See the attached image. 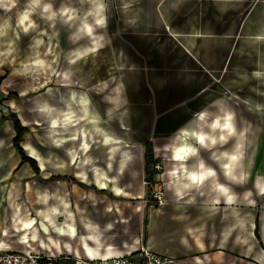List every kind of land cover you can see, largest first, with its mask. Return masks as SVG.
<instances>
[{"label": "crops", "instance_id": "crops-1", "mask_svg": "<svg viewBox=\"0 0 264 264\" xmlns=\"http://www.w3.org/2000/svg\"><path fill=\"white\" fill-rule=\"evenodd\" d=\"M16 6L10 11L0 7V13H11ZM232 7H239L238 14L244 13L247 16L244 24L240 25L241 34L254 14L263 13L264 0H126V6L113 8L114 13L121 9L128 15H138L139 19L132 22V26L128 23L126 39L131 52L125 57L126 68L110 78L114 79L110 89L112 95L107 98L108 110H111L107 114L110 118L109 127L104 126L101 116L88 97L87 88L92 85H85L86 82L82 81L78 84L72 82L69 72L58 73V86H43L42 92L30 100L31 106L27 112L30 121L20 120L13 100L4 102L10 113L18 117L21 125L27 131L30 129V133L39 132L45 127L50 148L60 150L62 155L56 156L52 154L53 151L46 155L39 153L45 166L42 164L39 168L37 165L38 171L35 172L29 163L21 161L20 155L13 148L14 123L0 114V243L7 245L2 248L16 249L9 244L14 233L13 237L19 247L16 250L59 258L64 264H82L103 260V257H121L134 254L140 249H148L175 264H211L208 257L204 259L198 255L201 246L197 235L198 225L203 223L207 226L209 218L206 214L199 215V208L194 204L214 206L220 203L230 206L240 201L232 187L223 180H228L231 185L241 186L249 175L243 151L245 123L240 121V127H243L237 132L236 117L227 107H220L221 124L224 123L223 117L226 114L231 115L230 123L235 129V133L224 142L219 137L226 135V132L209 127L214 120L210 121L208 115L204 121L197 118L193 124L191 120L198 117L199 113L187 103L202 92L204 86L197 87L189 73L200 72L213 80L214 74L220 72L225 63L230 61L231 47L225 50L223 46V50L216 51L211 40L220 34L226 37L225 31L218 33L213 23H200L195 16L225 15L231 13ZM107 9L105 5L103 13ZM171 14L184 18L170 24L164 16ZM150 16L156 23H150ZM158 16L162 17L160 24ZM167 41L172 45L169 50L152 46L154 43L163 45ZM150 47L153 48L149 50ZM44 59L47 60L46 63L50 62V55H45ZM36 61L43 60L40 58ZM118 86H122L119 93L115 91ZM6 87L9 88L5 85ZM21 95H25V91ZM43 108L48 111H41ZM53 121L57 122L56 127L52 126ZM201 130L216 138L217 143L211 145L206 140L205 143L210 146L204 147L195 138L182 135V131ZM118 144L119 146H115ZM145 144L151 145L153 159H162L164 164L167 163L164 177L170 179V199L158 210L148 211L145 219L142 213L139 215L140 206L130 205V213L137 214L133 227L127 217L123 221L119 220V203L110 201L107 197L104 199L103 194L108 192L116 199L127 200V188L119 183L127 175L129 165L134 170L142 167L144 171ZM230 144L232 146L225 149ZM113 146L116 147L115 150ZM181 147L196 148L197 153L189 154L182 161L173 159L175 150ZM124 153L129 158L120 172L119 165ZM223 153L237 155L238 159L230 162L223 158ZM26 155L31 158L27 153ZM55 157L62 158L61 166L54 165ZM110 158L113 160L109 167ZM101 159H104L102 165ZM201 162L205 169L215 171L216 176L183 189L185 195L178 198L175 195L176 187L190 183L185 179L187 173L199 170ZM64 163H69L67 169L63 168ZM228 163H232V175L241 179L225 175L226 170L221 165ZM182 164L184 169L180 167ZM57 168L64 175H69L72 182L49 183L47 189L52 191V198L48 195L41 198L35 196L28 204L21 200L20 205H16L13 220L8 219L5 192L11 185L9 182L20 187L26 184L31 188L33 185L30 181L52 178L57 175L53 174ZM173 171L176 176L169 175ZM22 181L26 183L22 184ZM258 183L264 185V177L256 178L254 188L257 196L263 197L264 194L257 188ZM215 184L227 188L228 195L234 197V202L227 203V197L215 188ZM140 196L139 194L135 198ZM28 206L30 215L22 211L23 207ZM12 222L14 225H11ZM29 223L31 227H25ZM33 235L37 237L35 240L32 239ZM202 244L203 251H207V236L203 237ZM206 255L204 252L203 256ZM255 263L258 264L256 261Z\"/></svg>", "mask_w": 264, "mask_h": 264}, {"label": "rangeland", "instance_id": "rangeland-1", "mask_svg": "<svg viewBox=\"0 0 264 264\" xmlns=\"http://www.w3.org/2000/svg\"><path fill=\"white\" fill-rule=\"evenodd\" d=\"M28 3L29 0H17V6L11 13H0V32L4 33V35H0V53H3L0 55V90L2 91L4 87L3 93L7 96L6 100L15 102L20 120L30 121V115L27 113L31 106L30 100L37 93H41L47 85L58 86L59 81L56 78L58 73L69 72L72 82L78 84L82 81V83L86 82L85 85L87 83L92 85L91 88H87L88 97L101 116L104 126L109 127L110 118L107 114L111 110H108L107 98L112 95L110 89L113 87L114 79L110 80V78L116 76L121 69L126 68L125 57L131 52V47L128 46L126 39L128 23L130 22V26H132V22L137 21L139 16L128 15L121 9H118V13L113 12V8L126 6V0H104V5L108 8L106 13L102 14L106 17V27H95L94 18L88 17L87 23L94 27L93 35L89 37L82 34L80 39H76L75 35L82 26L86 13L95 11L94 5L88 0H84L83 3L81 0H42V3H51L52 10L57 13L64 8L74 10L77 19L65 23L57 16L54 21H49L39 14L41 9H37L29 16V20L36 26L25 32L24 27L27 26L28 21H25L24 25H20L19 20L27 10ZM239 10V7H232L231 13L225 15L195 16L200 23L203 21L208 25L213 23L218 33L225 31L226 37H222L223 34H220L211 40L216 51L223 50V46L225 50L231 47V58L220 72L214 74L213 80L200 72L189 73L197 87L203 85L204 90L197 96H193L187 105L190 104L193 109H197L198 113H207L210 121L220 119L221 114L218 109L223 106L227 107L236 117L237 132L243 127H240L242 125L240 121L243 120L245 123L243 151L245 152L246 171H249L244 185L241 186L231 185L228 180L221 179L232 187L240 199V203L237 202L230 206L220 205V203L214 206L194 204L199 208V215L206 214L209 218L207 226L203 223L198 225L199 233L197 235L201 246L198 255L204 259L208 257L207 260L211 264H256L255 261L258 264H264V196H257L254 189L256 178L264 177V11L254 14L240 34V25L244 24V19L247 16L244 13L238 14ZM164 17H167L170 24L184 18V16L175 14ZM149 20L150 23H156L151 16ZM158 20L160 24L162 17L158 16ZM100 36L103 37L99 41L102 47L95 52H88L77 58L79 53L95 47L93 39ZM152 46H161V48L169 50L172 45L170 46L167 41L163 45L154 43ZM151 48L153 47H150L149 50ZM45 55H50V62L46 63ZM40 58L43 63H40L41 66H37L38 70H32L31 67L37 65L38 61L36 60ZM73 60L75 63H71ZM39 68L41 69L39 70ZM184 69H186L185 65ZM95 77L98 78L94 79ZM5 85L9 88H5ZM24 91L25 95L22 96L21 93ZM86 100L89 103L87 97ZM97 112L94 111L96 115H98ZM197 118L191 120L193 124ZM27 132L20 145L24 151L26 150L25 154L27 153L31 158L37 160L36 165L40 166L39 168L45 162L40 154L46 155L47 152L53 151L52 154L56 156L62 155L60 150L50 148V143L46 139L45 127L36 133L31 131V133L34 132L33 134L28 128ZM103 133L105 134V132ZM55 144L57 143L55 142ZM115 146H119V144ZM115 146H113L114 150ZM231 146L232 144L225 149H229ZM30 150L32 154H30ZM128 158L127 153L122 155L119 165L120 172ZM61 159L55 157L54 165L61 166ZM108 160L110 167L113 159ZM154 160H156L155 167H149L150 174L153 173V179L150 181L142 167H137L136 172V169L134 170L132 165H129L127 175L121 178L119 183L122 187L127 188L125 191L128 194L127 200L116 199L108 192L103 194L104 199L108 198L110 201L119 203V220L123 221L127 217L133 227L137 220V214L130 213V205L140 206L139 215L142 213L145 219L148 211L160 208L156 204L155 195L163 194L164 204L170 199L168 189L170 179L164 177L167 172V163L164 164L162 159ZM103 161L104 159L100 160L101 165ZM69 163H64L63 168L67 169ZM42 169L45 170L44 167ZM55 171L56 173L53 172V174L57 175L52 178L30 181L29 183L33 185L31 188L23 184L26 181H22L21 187L9 182L11 185L5 192L7 218L13 220L12 216L17 211L16 205H20L21 200L28 204L32 197L36 198L35 196L41 198L48 195L52 198V191L50 190L51 194H49L47 189L49 183L72 182L71 177L67 174L64 175L59 168ZM101 171L104 172V170ZM114 180L116 181V179ZM139 194L140 198H135ZM250 201H254V203H250ZM29 210L28 206L23 207L22 211L30 215ZM11 225H14L13 222ZM131 231H134V228H131ZM12 234L9 244L18 249L17 242L13 237L14 233ZM204 236H207V251L202 249ZM204 252L207 253L206 256H203Z\"/></svg>", "mask_w": 264, "mask_h": 264}, {"label": "clouds", "instance_id": "clouds-1", "mask_svg": "<svg viewBox=\"0 0 264 264\" xmlns=\"http://www.w3.org/2000/svg\"><path fill=\"white\" fill-rule=\"evenodd\" d=\"M83 2H84V0H81V3H83ZM88 2L91 3L92 5H94L95 11H89L86 13V15L84 17V22L82 23V26L78 29V32L75 35L76 39H80L82 34L87 35L89 37H91L93 35L94 27L87 23L88 17L94 18V26L95 27H100V28L106 27V17L104 15H102V13L104 12V9H105V5H104L103 0H88ZM16 3H17V0H0V7L4 8L5 10L10 11L12 8H14L16 6ZM37 9H41L39 14L49 21H54L57 18V16H59L61 19H63L65 23H68L69 21H73V20L77 19L74 10L64 8L59 13H57V12L52 10V4L51 3H42V0H29V3L27 5V10L22 14V16L19 20L20 25H24L25 21H28L27 26L24 27L25 32H27L29 28H34L36 26L32 21L29 20V16L31 13L36 12ZM0 35H4V33L0 32ZM102 39H103L102 36L93 39V44L95 45V47L89 48L83 53H79L77 55V58H79L80 56L86 55L88 52L97 51L100 47H102V45L99 43V41ZM0 55H3V53H0ZM38 63H43V62L38 61ZM71 63H75V60L71 61ZM65 78H67V77H65ZM120 87H122V86H118L117 89H115V91H117L119 93ZM41 111H48V109L43 108V109H41ZM206 116H207V113H203V112L199 113L198 119L201 121H204ZM231 119H232L231 115L226 114L223 117V120H224L223 124H221L220 119L217 118L216 120H214L209 125V127H211L212 129L219 128L222 131L226 132V135H220L219 140L221 142L226 141L228 136H231L235 133V129L233 128L232 124L230 123ZM93 123H94V121H93ZM56 125H57V122L53 121L52 126L56 127ZM182 135L184 137L191 136V137L195 138L196 141L201 146H204V147L210 146L209 144L205 143L206 140L210 141L211 145H214L217 143L216 138L204 133L202 130L199 132H197V131H192V132L182 131ZM85 147H87V145H85ZM196 153H197L196 148L181 147V148L175 150L172 158L175 160H181L182 161L189 154L196 155ZM223 158L229 160L230 162H235L238 159L237 155L229 156L228 153H223ZM180 167H181V169H184L185 166L182 164ZM221 167L226 170L225 175L228 176L229 178L241 179V178H238V177H235L232 175V173H231L232 163L222 164ZM185 171H186V169H185ZM169 175L176 176V172L173 171ZM215 176H216V172L211 170V169H205L203 162H201L200 166H199V170L187 173L185 179L187 181H190V183H183L182 186L176 187L175 195L178 198H182L183 195H185V192L183 191V189L191 188L193 185L202 183L205 179H207L209 177H215ZM215 188L218 189L222 194H224L227 197V203L231 204L234 202V197L232 195H228V189L227 188H224V187L220 186L219 184H215ZM257 188L259 189V192L261 194H264V185H261L258 183ZM248 195L250 196L251 193L249 192ZM250 203H254V201H250ZM41 215H44V213H41ZM45 218H47V217H45ZM49 222L51 223V221H49ZM31 223H34V221ZM31 223H29L27 225L30 226ZM45 231H47V229H45ZM57 231H60V229H57ZM36 238L37 237L35 235L32 236L33 240H35ZM89 239H92V237H89ZM2 247H7V245L0 243V248H2ZM109 253L112 254L111 250H109ZM117 255H118V253H117ZM103 258L106 259L107 257H103Z\"/></svg>", "mask_w": 264, "mask_h": 264}, {"label": "built area", "instance_id": "built-area-1", "mask_svg": "<svg viewBox=\"0 0 264 264\" xmlns=\"http://www.w3.org/2000/svg\"><path fill=\"white\" fill-rule=\"evenodd\" d=\"M156 188V185L154 186ZM160 190V189H159ZM158 207L162 206L163 194L154 196ZM59 258L31 253L24 250H8L0 248V264H61ZM82 264H175L172 260L160 258L147 249H140L138 252L126 256L108 258L83 262Z\"/></svg>", "mask_w": 264, "mask_h": 264}, {"label": "trees", "instance_id": "trees-1", "mask_svg": "<svg viewBox=\"0 0 264 264\" xmlns=\"http://www.w3.org/2000/svg\"><path fill=\"white\" fill-rule=\"evenodd\" d=\"M7 119H9L10 121H12V123H14L13 128L15 131V137L13 140V148L20 155L21 161L29 163L31 168L35 172H37L38 168L36 162L25 154L23 148L20 145L21 142L23 141L24 134L27 132V129L21 125V123L19 122L18 118L14 113H9ZM144 162H145L144 172L146 176H148L150 181L151 179H153L152 177L153 173L150 174L149 167H155V163H156V160L153 159L152 147L150 144H145ZM60 261L63 263L61 259Z\"/></svg>", "mask_w": 264, "mask_h": 264}, {"label": "water", "instance_id": "water-1", "mask_svg": "<svg viewBox=\"0 0 264 264\" xmlns=\"http://www.w3.org/2000/svg\"><path fill=\"white\" fill-rule=\"evenodd\" d=\"M6 95L0 90V114L4 117H8L10 111L9 107L4 105V102L6 101Z\"/></svg>", "mask_w": 264, "mask_h": 264}, {"label": "bare ground", "instance_id": "bare-ground-1", "mask_svg": "<svg viewBox=\"0 0 264 264\" xmlns=\"http://www.w3.org/2000/svg\"><path fill=\"white\" fill-rule=\"evenodd\" d=\"M37 66H41L40 65V63H37V65H33L32 67H31V69H37ZM42 68V67H41ZM41 68H39V70L41 69ZM26 148V147H25ZM90 148V147H89ZM30 152V154H32V151L30 150L29 151Z\"/></svg>", "mask_w": 264, "mask_h": 264}, {"label": "snow or ice", "instance_id": "snow-or-ice-1", "mask_svg": "<svg viewBox=\"0 0 264 264\" xmlns=\"http://www.w3.org/2000/svg\"><path fill=\"white\" fill-rule=\"evenodd\" d=\"M25 227H31V225L29 226V225H25Z\"/></svg>", "mask_w": 264, "mask_h": 264}]
</instances>
